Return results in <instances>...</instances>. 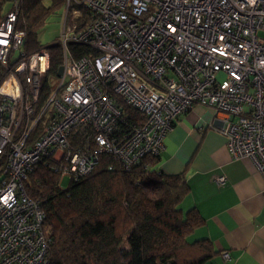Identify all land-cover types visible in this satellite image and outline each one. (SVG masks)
<instances>
[{
    "label": "built area",
    "instance_id": "1",
    "mask_svg": "<svg viewBox=\"0 0 264 264\" xmlns=\"http://www.w3.org/2000/svg\"><path fill=\"white\" fill-rule=\"evenodd\" d=\"M8 3L0 23V264H49L47 216L25 188L40 161L56 167L60 188L64 178L91 174L103 154L128 170L159 156L195 105L212 110L233 158L251 159L264 179V0H65L57 43L64 71L56 90L55 79L46 81L41 105L51 55L43 45L24 51L20 0ZM73 45L88 52L76 57ZM215 181L223 186L226 177Z\"/></svg>",
    "mask_w": 264,
    "mask_h": 264
},
{
    "label": "trees",
    "instance_id": "2",
    "mask_svg": "<svg viewBox=\"0 0 264 264\" xmlns=\"http://www.w3.org/2000/svg\"><path fill=\"white\" fill-rule=\"evenodd\" d=\"M64 4L65 0H20L15 29L26 34L25 52L42 46L39 32ZM9 7L8 0H0V23ZM71 49L76 57L88 52L82 45ZM48 50L51 67L39 105L50 93L46 81L55 79L62 65L59 45H49ZM6 72L0 61V83ZM122 105L131 119L143 121L139 112ZM159 157H147L127 170L103 154L91 174L66 189L59 187L56 167L40 161L25 188L47 216L49 264H206L215 259L219 253L209 240H188L205 221L196 209L181 210L190 186L184 173L158 170ZM3 168L1 161L0 175Z\"/></svg>",
    "mask_w": 264,
    "mask_h": 264
},
{
    "label": "crops",
    "instance_id": "3",
    "mask_svg": "<svg viewBox=\"0 0 264 264\" xmlns=\"http://www.w3.org/2000/svg\"><path fill=\"white\" fill-rule=\"evenodd\" d=\"M213 117L202 105L180 116L156 168L184 173L190 192L180 208L196 209L205 221L188 240H209L219 253L206 264H264V179L251 159L233 158ZM218 176L225 185H217Z\"/></svg>",
    "mask_w": 264,
    "mask_h": 264
},
{
    "label": "rangeland",
    "instance_id": "4",
    "mask_svg": "<svg viewBox=\"0 0 264 264\" xmlns=\"http://www.w3.org/2000/svg\"><path fill=\"white\" fill-rule=\"evenodd\" d=\"M63 15H64V7L59 9L56 15L51 17L49 21L46 23L45 27L39 32L38 40L41 45L49 46V45L57 44L58 41H60V36L62 33V25H63ZM219 78L222 79V76ZM58 82L59 79L56 77L55 84H53V82L51 83L53 90L57 89ZM69 183L70 181L68 178L62 179L61 188L63 189L68 188Z\"/></svg>",
    "mask_w": 264,
    "mask_h": 264
},
{
    "label": "water",
    "instance_id": "5",
    "mask_svg": "<svg viewBox=\"0 0 264 264\" xmlns=\"http://www.w3.org/2000/svg\"><path fill=\"white\" fill-rule=\"evenodd\" d=\"M63 71H64V67L63 66H60L59 69H58V73H57V77L58 78H61L62 77Z\"/></svg>",
    "mask_w": 264,
    "mask_h": 264
}]
</instances>
